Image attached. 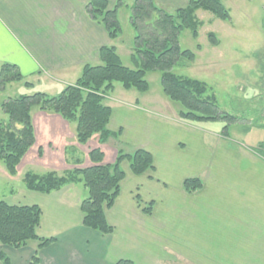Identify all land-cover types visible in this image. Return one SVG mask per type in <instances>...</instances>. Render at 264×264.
Wrapping results in <instances>:
<instances>
[{"label":"crops","instance_id":"crops-1","mask_svg":"<svg viewBox=\"0 0 264 264\" xmlns=\"http://www.w3.org/2000/svg\"><path fill=\"white\" fill-rule=\"evenodd\" d=\"M88 1L0 0V67L14 64L23 76L9 86L29 83L40 89L36 92L56 95L76 82L84 65L101 63L99 50L112 40L87 14ZM107 1L113 7L117 0ZM155 1L169 8L187 0ZM114 91L115 85L110 94ZM109 95L107 129L116 136L104 144H98V135L79 144L74 123L32 109L33 148L43 151L45 159L28 167L57 172L88 167V151L98 146L103 163H113L120 146L125 153L136 148L150 152L153 169L141 175L121 162L119 193L105 210L113 232L105 235L83 225L80 203L85 196L74 197L80 182L49 193L26 191L29 196L19 194V200L9 203L39 206L36 233L53 241L42 248L37 241L20 248L0 244V255L9 264H28L34 254L40 264H116L120 259L134 264H264V141H239L223 130L205 140L202 129L181 119L177 109L171 116L164 113L162 120L137 98ZM186 178H198L202 186L187 192L182 185ZM149 203L151 213L145 214Z\"/></svg>","mask_w":264,"mask_h":264},{"label":"trees","instance_id":"trees-1","mask_svg":"<svg viewBox=\"0 0 264 264\" xmlns=\"http://www.w3.org/2000/svg\"><path fill=\"white\" fill-rule=\"evenodd\" d=\"M120 5L119 1L109 7L107 0H89L85 6L89 17L104 27L111 40L116 39L122 31L118 20ZM197 10L211 12L219 19L229 18V11L220 0H187L184 6L174 9L162 6L155 0H135L130 15L131 27L136 32L131 52L135 68L122 63L114 45H106L99 50L101 63L84 65L76 82L65 86L58 94L48 95L37 91L3 100L0 108L7 120L0 122V162L6 171L14 176L22 158L35 143L31 117L33 108L57 114L65 121L74 123L79 144H86L93 135H98V144H104L110 137L116 136L107 129L112 110L104 103L114 83H120L126 90L134 88L146 92L149 84L145 76L153 70L161 72L163 93L181 104L178 111L181 119L237 121V116L218 107L215 97L208 94L205 83L171 71L182 59L194 58L192 51L180 48L179 35L184 29H190L192 36L197 37ZM209 40L213 45L217 43L212 32L209 33ZM22 80L23 76L16 65H1L0 89L9 82ZM24 84L29 86V83ZM227 126H224L223 132H226ZM88 158L90 166L73 168L63 175L55 171L44 174L26 172L25 186L29 190L49 193L67 183H82L88 192L80 203L83 225L101 234H110L113 227L105 218V210L113 205L119 193V184L124 177L121 162L127 161L131 172L141 175L153 169V157L143 148H136L130 153L119 149L113 163H103V152L98 146L88 151ZM182 185L187 192H193L202 183L198 178H186ZM151 208L149 203L143 212L150 214ZM41 214L37 205L11 204L0 200V244L20 248L29 241H37V248L49 245L53 238L39 237L36 233ZM0 260L3 264H9L4 254L0 255ZM28 264H40L38 256L34 254ZM116 264L134 263L120 259Z\"/></svg>","mask_w":264,"mask_h":264},{"label":"rangeland","instance_id":"rangeland-1","mask_svg":"<svg viewBox=\"0 0 264 264\" xmlns=\"http://www.w3.org/2000/svg\"><path fill=\"white\" fill-rule=\"evenodd\" d=\"M117 1L121 2L118 8V20L122 31L116 39L111 41V44L117 48L122 63L135 68L131 52L136 32L130 24L131 6L135 0ZM220 2L229 11V18L223 20L211 12L197 10L196 17L199 21L197 37L192 36L190 29H184L179 35L180 48L192 51L194 58L192 60L182 59L172 67L171 71L205 83L208 87V94L215 97L218 107L238 118L237 121L231 123L222 119L189 121L202 129L205 140L212 137L214 132H221L224 126L228 125L225 128L226 132L236 140L263 142L264 128L259 124L264 123V0H220ZM174 8H176L174 5L169 7V9ZM211 32L217 41L215 45L209 40ZM145 78L149 84L146 92H139L134 88L126 90L120 83L115 82L114 93L108 95L116 98H122V96L137 98L140 100V106L146 109L152 117L162 120H165L163 119L164 113L171 116L172 110L181 109L179 102L169 99L163 93L159 70L147 72ZM10 85L14 86L6 84L3 89H0V103L19 93L27 94L26 92L34 93L35 90H40L38 87L27 86L24 83ZM104 103L111 102L104 100ZM33 109L35 111V108ZM5 120L7 116L0 108V122ZM35 122L37 124L38 119ZM120 147L117 150L124 148ZM36 148L32 146L27 151L25 164L14 176H11L0 162V200L13 202L15 198L19 200V194L22 196L24 193L29 196L31 192H36L27 189L24 182L26 172H38L39 174L48 172L43 167L39 169L28 167L45 159L42 158L43 151ZM109 148L112 147L109 146ZM125 150L126 148L122 149L123 152H128ZM55 173L63 175L65 172L55 171ZM76 187L74 197L80 196L81 198L84 195L86 198L88 192L83 184L80 183Z\"/></svg>","mask_w":264,"mask_h":264}]
</instances>
